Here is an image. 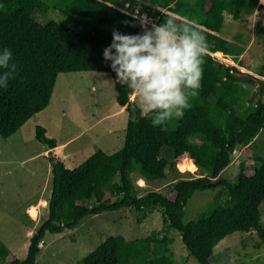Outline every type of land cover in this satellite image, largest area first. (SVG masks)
Segmentation results:
<instances>
[{
    "label": "trees",
    "instance_id": "obj_1",
    "mask_svg": "<svg viewBox=\"0 0 264 264\" xmlns=\"http://www.w3.org/2000/svg\"><path fill=\"white\" fill-rule=\"evenodd\" d=\"M98 1L109 4V11L88 27L44 0H0V50L11 49L17 64L15 79L6 89L0 88V136L12 135L49 104L61 72L110 73L115 100L127 112L123 145L115 152L107 154L96 149L73 168L49 155L52 180L48 217L29 237L25 256L13 258L8 264H35L41 251L39 242L47 233L62 234L74 230L87 216L123 208L148 212L159 208L162 228L129 240L109 235L83 256L80 264H180L169 248L171 230L179 233L188 254L198 264H211L214 247L233 232L254 231L264 243V225L260 222L264 157L256 155L254 164L232 179L219 178L233 151L252 144L264 129V79L212 55L220 52L237 65L242 64L240 56L247 47L246 40L240 31L230 37L222 34L224 13L240 20L243 14L257 10L264 23V0H178L179 5L173 4L175 0H142L141 10L152 16L156 25L169 17L179 23L190 22L205 34L208 43L198 97L190 101L192 107L182 119L160 126H153L151 119L139 115L138 105L130 101V90L115 83L111 61L105 62L103 57L104 49L112 42L113 30L143 34L133 18L112 6L138 4L140 0ZM34 11L49 13L51 18L41 23L34 18ZM244 83L255 85L250 98L243 95ZM133 113L138 122L132 121ZM201 114L206 124L201 122ZM35 137L47 149L56 146L40 125L35 126ZM154 143L160 145L162 153L153 151ZM185 154L199 170L198 176L177 177L170 185L172 196L159 190L139 194L132 173H138L145 182L164 179L166 169L176 170V159ZM204 190L215 192L212 199L196 218L184 221L189 199Z\"/></svg>",
    "mask_w": 264,
    "mask_h": 264
},
{
    "label": "rangeland",
    "instance_id": "obj_2",
    "mask_svg": "<svg viewBox=\"0 0 264 264\" xmlns=\"http://www.w3.org/2000/svg\"><path fill=\"white\" fill-rule=\"evenodd\" d=\"M142 3L140 0L135 6L141 10ZM173 4L179 5L180 3L175 0ZM257 13L256 10L253 13L243 14L240 20H232L230 15L224 13L225 22L222 34L231 36L235 32L243 33V37L250 48L246 51L242 64L239 66L251 71L250 75L259 78L262 76V67H264V50L262 48L264 23L259 20ZM33 16L41 23L51 18L49 13L40 11H34ZM151 19L154 20L152 16ZM136 24L139 28L141 27L138 25L140 22ZM148 26L152 25L148 24ZM144 30L142 28L143 32ZM215 55L221 61L232 64V61L220 52L219 54L215 53ZM247 70L240 69L244 73H248ZM109 77L88 74L81 81L77 78L73 79L72 84L66 83L61 76L58 77L51 95V102L48 105V111L53 116L59 117L61 112L66 110L71 121L74 122L71 124L65 121L67 125L65 129L60 128L59 122L50 121L47 123L50 132H54L55 137H68L80 131L78 141L87 142L95 134L101 133L109 123L113 126H121L123 122L126 124V112H117L119 105L115 100L116 91L111 85ZM260 79H264V72ZM243 85V95L250 98L255 85L252 83H244ZM202 93L208 95L206 90H203ZM99 113L107 115L106 118L101 120L98 125L88 123L90 117L92 118L94 114L98 115ZM200 119L204 122L205 115L201 114ZM26 125L29 141L33 139V142L39 143L33 136V121ZM28 130L31 135L27 132ZM33 142L23 148L17 145L15 141L8 143L5 138L0 136V240L5 247L16 255V258H23L26 254L20 250H23L29 240L27 231L32 225L31 219L25 213V205L30 201L36 202L41 192L36 189L37 182L34 179L29 184L30 173L27 172V167L35 164H40L42 167L43 158L38 156L36 161L24 164L21 162L26 155V150L37 151L36 145L38 144L34 146ZM152 148L155 153H162L160 145L154 143ZM91 153V150L82 152L79 155L80 162ZM256 155L264 157V129L252 144L240 146L233 151L230 163L221 169L219 178H234L239 172L254 164ZM183 156L186 158L176 159V170L166 169L167 174L164 179L145 182L138 173H132L131 177L134 184L139 188V194L159 190L168 196H172L170 185L177 177L198 176L199 170H197L196 165L191 163L186 154ZM178 161L179 164L177 165ZM214 193L212 190L195 192L185 206L184 221L196 218L197 214L206 208ZM144 213L146 216L139 223L138 218ZM260 222L264 225V201L261 204ZM161 228L162 216L159 208H155L151 212L132 208L103 212L92 220H84L74 232L70 230L63 232L64 234L53 236L47 234L43 238L42 245H39L41 251L35 264H80L79 260L109 235H122L129 240L144 237L151 231H158ZM169 235V248L176 262L198 264L188 254L179 233L171 230ZM4 246H0V264H8L11 258H15L13 255H9V250H5ZM211 264H264V243L259 242L254 231L233 232L214 247Z\"/></svg>",
    "mask_w": 264,
    "mask_h": 264
},
{
    "label": "clouds",
    "instance_id": "obj_3",
    "mask_svg": "<svg viewBox=\"0 0 264 264\" xmlns=\"http://www.w3.org/2000/svg\"><path fill=\"white\" fill-rule=\"evenodd\" d=\"M139 19L145 29L143 34L113 30L112 42L104 49L103 57L105 62L111 61L115 83L126 86L135 95L139 115L151 119L153 126L165 125L170 120L182 119L192 107L190 101L199 95L207 37L192 23H179L172 17L162 24H152L151 28L146 16ZM16 74L13 53L3 48L0 88L6 89ZM130 115L133 122H138L135 113Z\"/></svg>",
    "mask_w": 264,
    "mask_h": 264
},
{
    "label": "crops",
    "instance_id": "obj_4",
    "mask_svg": "<svg viewBox=\"0 0 264 264\" xmlns=\"http://www.w3.org/2000/svg\"><path fill=\"white\" fill-rule=\"evenodd\" d=\"M44 1L47 2L54 9H57L61 12L74 16L76 19H78L79 21H81L83 24H85L88 27H93L95 23L101 18L102 13L109 11L108 9L109 4L104 3V2H99L98 0H44ZM134 24L137 26L136 23ZM148 27H152V26H148ZM138 29L143 33L141 27L140 28L138 27ZM225 37H230V36H225ZM249 48H250V45L247 44L245 51L240 56L241 62L243 61L244 55L246 54V51ZM215 53H212V55L216 57ZM231 65H236L240 69L247 70V69L241 68L239 65L235 64L233 61ZM247 72L250 74L251 71L247 70ZM88 74L92 76H98V75L110 76L109 81L111 85L114 87V80L111 77L110 73L98 72V71L61 72L57 75L55 82L57 81L58 77L61 76L66 81V83L72 84L73 79L77 78L81 81L82 79H84L85 76H88ZM262 76H259V78H262ZM115 96H116V93H115ZM130 101L138 105L136 101V97L133 94H131L130 96ZM50 102L51 100L49 101V104ZM48 105L43 110L37 112L31 118H29L15 133L5 138L8 143L15 141L17 145H20V147L26 148L30 142H33V139L32 141H29L28 139L29 134L26 133V126H27L26 124H28V122L30 121H33L32 132H33L34 138H36L35 137V126L40 125L45 129L46 136L53 138L56 142V146L54 148L47 149L39 141H38L39 143H35L34 141L33 142L34 146L35 144H38L36 145L38 147L37 151L31 152L30 150H26V155L21 161L24 164L26 162L29 163L32 161H36L37 160L36 158L38 156L43 158L42 167L40 164H35V165L27 167V172L30 173L29 184L32 183V179H34L35 182H37L36 189H39L41 191L40 196H38L36 202L30 201L25 205V213L28 215V217L32 221V225L27 231L28 238L31 236L32 232L48 217L47 204H48V198L50 197L51 180H52L51 164L48 159L49 155H53L56 158L60 159L66 167L73 168L80 163L79 155L82 152L91 150L93 153L96 149H101L105 153L111 154L115 152L116 150L120 149L123 145L125 129H126V124H124V122L122 123L121 126H113L109 123L103 129L101 133L95 134L92 137V139L87 142L78 141V136L81 133L80 131L79 133L72 134L68 137L66 136L60 137V138L58 136L55 137L54 132H50L51 130H49L50 128L47 123H49L50 121L59 122L60 128L65 129L67 126L66 123L69 122L72 124L74 121H71L70 115L68 114L66 110L65 111L63 110L59 117L53 116L50 113V111H48ZM117 112H126L125 106L119 105V109ZM106 116L107 115L101 114V113H99L98 115L94 114L92 118L90 117L88 119V123L91 122L92 125H96V124L98 125L101 122V120L106 118ZM126 116H127V112H126ZM126 122H127V117H126ZM202 123L206 124L207 120H205ZM27 132H29L31 135V132L29 130ZM181 158H184V157L183 156L179 157V159ZM97 215L99 214L90 215V216L83 218L81 222L79 223V225L74 230H71V232H74L75 230H77L81 226L84 220H87V219L92 220V218L93 219L96 218ZM47 234L45 236H47ZM49 235L53 236L52 234H49ZM28 244H29V240L26 242V246L23 248V250L21 249L20 251L26 253ZM0 246H4L1 240H0ZM4 249L7 250L8 248L4 246ZM9 255H13L16 258V255L10 250H9Z\"/></svg>",
    "mask_w": 264,
    "mask_h": 264
},
{
    "label": "built area",
    "instance_id": "obj_5",
    "mask_svg": "<svg viewBox=\"0 0 264 264\" xmlns=\"http://www.w3.org/2000/svg\"><path fill=\"white\" fill-rule=\"evenodd\" d=\"M112 6L115 9H117V11L133 18L135 23L140 22V19H139L140 17L146 16L148 18V20L150 21V23H149L150 25L155 24V19L152 21L151 16H148L143 11L141 12V10H139L138 7H136L135 4H133V3L125 2L122 6H116V5H112ZM134 16L136 18H134ZM42 242H43V240H41L39 242V245H42Z\"/></svg>",
    "mask_w": 264,
    "mask_h": 264
}]
</instances>
